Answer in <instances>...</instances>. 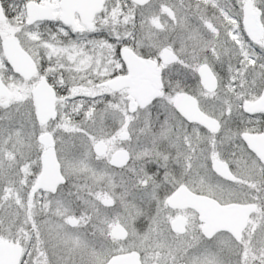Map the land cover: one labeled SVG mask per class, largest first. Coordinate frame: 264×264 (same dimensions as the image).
I'll list each match as a JSON object with an SVG mask.
<instances>
[{"label":"snow or ice","instance_id":"6c2138e0","mask_svg":"<svg viewBox=\"0 0 264 264\" xmlns=\"http://www.w3.org/2000/svg\"><path fill=\"white\" fill-rule=\"evenodd\" d=\"M0 264H264V0H0Z\"/></svg>","mask_w":264,"mask_h":264}]
</instances>
